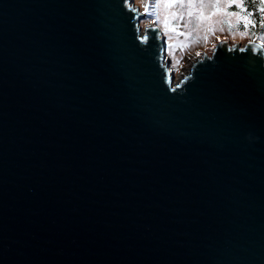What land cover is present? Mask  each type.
<instances>
[{
    "label": "water",
    "instance_id": "95a60500",
    "mask_svg": "<svg viewBox=\"0 0 264 264\" xmlns=\"http://www.w3.org/2000/svg\"><path fill=\"white\" fill-rule=\"evenodd\" d=\"M134 0H0V264H264V47L174 83Z\"/></svg>",
    "mask_w": 264,
    "mask_h": 264
},
{
    "label": "rangeland",
    "instance_id": "374dc122",
    "mask_svg": "<svg viewBox=\"0 0 264 264\" xmlns=\"http://www.w3.org/2000/svg\"><path fill=\"white\" fill-rule=\"evenodd\" d=\"M134 7L143 15V32L157 25L165 36V58L175 84L203 52L211 55L222 40L241 45L254 41L264 47V37L253 29L242 0H134Z\"/></svg>",
    "mask_w": 264,
    "mask_h": 264
},
{
    "label": "trees",
    "instance_id": "16d2710c",
    "mask_svg": "<svg viewBox=\"0 0 264 264\" xmlns=\"http://www.w3.org/2000/svg\"><path fill=\"white\" fill-rule=\"evenodd\" d=\"M242 3L253 20V29L264 37V0H242Z\"/></svg>",
    "mask_w": 264,
    "mask_h": 264
},
{
    "label": "bare ground",
    "instance_id": "6f19581e",
    "mask_svg": "<svg viewBox=\"0 0 264 264\" xmlns=\"http://www.w3.org/2000/svg\"><path fill=\"white\" fill-rule=\"evenodd\" d=\"M199 58H200V57H199ZM199 58H198V59H199Z\"/></svg>",
    "mask_w": 264,
    "mask_h": 264
}]
</instances>
